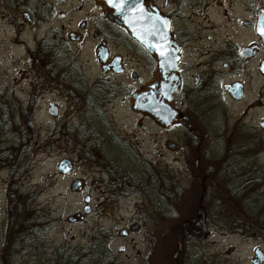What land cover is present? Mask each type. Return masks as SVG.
Instances as JSON below:
<instances>
[{
    "label": "flooded vegetation",
    "instance_id": "1",
    "mask_svg": "<svg viewBox=\"0 0 264 264\" xmlns=\"http://www.w3.org/2000/svg\"><path fill=\"white\" fill-rule=\"evenodd\" d=\"M1 1L0 16L15 34L25 33L20 39L42 83L59 73L60 90L89 91L88 119L78 115L71 127L76 133L86 126L90 140L74 150L111 159L110 150L127 159L212 160L216 172L232 175L231 185L245 192L231 208L246 205L248 188L264 190V0H132L135 33L125 23L123 0L117 7L107 0ZM116 96L135 115L140 138L119 129L105 109ZM142 141L153 150H143ZM64 157L71 171L72 158ZM105 173L91 186L121 184ZM83 183L73 176L70 188L82 190ZM245 208L229 217L231 233L255 243L245 253L233 240L230 264H264V207Z\"/></svg>",
    "mask_w": 264,
    "mask_h": 264
},
{
    "label": "rangeland",
    "instance_id": "2",
    "mask_svg": "<svg viewBox=\"0 0 264 264\" xmlns=\"http://www.w3.org/2000/svg\"><path fill=\"white\" fill-rule=\"evenodd\" d=\"M2 4L3 1L0 7ZM23 37L25 33L15 34L0 16V146H4L3 142L17 140L22 133H29L30 136L29 154L24 164L21 161L20 170L15 172L0 162V261L11 213V198L19 192L23 200L29 202L27 205L34 210L37 220L44 221L45 252L50 253L61 246L85 245L91 233L99 230L104 238L109 235V247L120 264H168V257H164L167 248L164 239L171 218L163 217L160 208H178L179 216L186 219L187 211L193 213L196 208L195 200L201 191V183L205 185L207 193L225 195L227 198V190L235 187V184L234 187L231 185L233 176L216 172L212 160L142 156L127 159L125 156L118 158L117 151L110 150L111 159L102 153L91 155L86 149L85 153L80 147L74 150L75 144L85 148L90 140L86 126L82 125L76 133L71 127L78 115H82L84 121L88 119L83 111L88 108L86 99L89 91L72 85L67 86L70 88L68 92L64 88L60 90L58 82L62 84V79L59 73L50 75V81L44 85L35 66L36 59H32L27 46L20 39ZM29 45L30 48L34 47L32 40H29ZM40 87L47 90L40 93ZM50 101L58 105V115L48 111ZM109 106L111 108L107 106L105 109L119 129L129 133L134 131L133 138L136 134L139 138L142 136L139 129L132 127L135 115L125 99L122 101L120 96H116ZM93 128L102 133L101 127ZM99 139L101 144L108 145L103 136L100 135ZM140 144L145 151L147 147L150 152L153 150L151 144L147 145L145 141ZM64 156L71 157L73 161L69 173L57 168ZM194 161H199V167L212 168H208L207 173L197 172ZM207 163L209 165L205 166ZM105 171L117 175L114 178L120 180L121 184L110 190L104 185L91 186L93 178L106 177ZM73 176L84 180L82 190L70 188ZM242 193L244 195L245 192ZM86 194L89 201L84 200ZM247 194L250 199L246 205L232 207L234 212L231 215L245 213V206L264 207V190L248 188ZM240 200L234 195L230 199L234 202ZM86 203L90 206L88 211H84ZM133 224L136 227L131 228ZM232 226L231 223L222 226L215 221L191 226L189 230L193 239L189 240L186 251L193 264H230L233 240L240 250L245 249L247 253L255 240L241 235L233 236ZM122 227L128 229L127 234H119Z\"/></svg>",
    "mask_w": 264,
    "mask_h": 264
},
{
    "label": "trees",
    "instance_id": "3",
    "mask_svg": "<svg viewBox=\"0 0 264 264\" xmlns=\"http://www.w3.org/2000/svg\"><path fill=\"white\" fill-rule=\"evenodd\" d=\"M10 121L14 123L13 119ZM29 140V133H22L17 140L11 143L3 142L4 146H0V162L10 170H15V172L17 169L20 170L29 154ZM194 164V169L199 172V161H194ZM206 168L211 169L212 167L207 166ZM196 178L199 183L198 174ZM200 185L201 191L198 193V199L195 200L196 208L193 213H189L188 209L186 219L179 216L178 208H164L163 206L159 210L163 217L171 218L164 239L167 247L164 257H168V264L169 262L170 264H193L186 251V248L189 247V240L193 239L189 228L206 224L208 221L228 226L230 224L228 219L233 210L229 204L231 199L229 196L234 195L244 199L241 196L243 190L239 191L237 187L228 189L226 198L225 195L209 194L205 185L203 183ZM11 201L9 206L11 213L9 214L0 264H120L109 247V235L104 238L99 230H94L91 233V238L85 245L79 247L61 246L50 253L45 252L43 219L37 220L33 213L34 210L27 205L28 201L23 200L22 193L18 192L16 197L11 198ZM20 256L21 259H19ZM162 264L164 263L162 262Z\"/></svg>",
    "mask_w": 264,
    "mask_h": 264
},
{
    "label": "water",
    "instance_id": "4",
    "mask_svg": "<svg viewBox=\"0 0 264 264\" xmlns=\"http://www.w3.org/2000/svg\"><path fill=\"white\" fill-rule=\"evenodd\" d=\"M109 5H113L114 7H117L118 1L116 0H107ZM122 2H124V9H125V13L123 14L125 23L127 24V26L129 27V29L131 30L132 33H135V21H134V10H133V3L134 1L132 0H123ZM135 2H139L137 0H135ZM142 96H146V94L142 93V94H137L136 97V102L138 101L139 98H141ZM145 107L147 105H144ZM48 111L52 114H55L57 111V106L54 102H50L49 106H48ZM172 114V112H171ZM58 170H60L63 173H69L70 169H71V165L69 163V159L63 157L60 159L58 166H57ZM67 169V170H66ZM79 180L76 181V184L78 183ZM84 200L85 201H89V195L86 194L84 195ZM90 208L89 204L86 203L84 205V211H88ZM73 219V217H71ZM136 227V224H133L131 226V228ZM128 231V229L126 227H122L119 229V234H126ZM123 247V245L121 246V248Z\"/></svg>",
    "mask_w": 264,
    "mask_h": 264
},
{
    "label": "snow or ice",
    "instance_id": "5",
    "mask_svg": "<svg viewBox=\"0 0 264 264\" xmlns=\"http://www.w3.org/2000/svg\"><path fill=\"white\" fill-rule=\"evenodd\" d=\"M259 30H260V34H261L262 36H264V28H260ZM66 170H67V169H66Z\"/></svg>",
    "mask_w": 264,
    "mask_h": 264
}]
</instances>
